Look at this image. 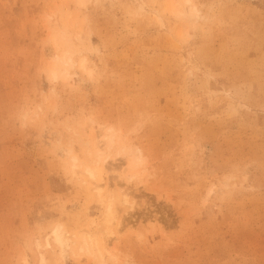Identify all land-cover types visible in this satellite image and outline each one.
I'll list each match as a JSON object with an SVG mask.
<instances>
[{"label": "rangeland", "instance_id": "rangeland-1", "mask_svg": "<svg viewBox=\"0 0 264 264\" xmlns=\"http://www.w3.org/2000/svg\"><path fill=\"white\" fill-rule=\"evenodd\" d=\"M0 264H264V0H0Z\"/></svg>", "mask_w": 264, "mask_h": 264}, {"label": "bare ground", "instance_id": "bare-ground-1", "mask_svg": "<svg viewBox=\"0 0 264 264\" xmlns=\"http://www.w3.org/2000/svg\"><path fill=\"white\" fill-rule=\"evenodd\" d=\"M67 41L68 40L66 39L65 42H64L66 44L65 46H67V43H68ZM62 63L67 65V61H65V60L62 61ZM54 70L51 69V74H52L53 77L55 75V73H54L55 71ZM99 142H101V145H99L97 147L98 141L96 140V137L93 138V145H92L93 146L92 147L93 150L92 149H87V155H89V159L88 160L86 159L87 160L86 163L84 161L83 162L81 161V162L77 163V161L75 159H73V162L71 161L72 162L71 163L72 167H78L79 165H82L83 166L82 171L84 170L85 174H87V176L90 177V178L94 177L95 168L100 163L102 164V168L105 169V171L106 170L109 171V169H107L104 166V164L106 163V159H105V157H102V156H103V149L106 148L107 145L110 146V144L112 143V139L111 138L108 139V137L106 135H102V137L99 140ZM90 153H93V154L90 155ZM74 161H76V162H74ZM141 161H142V157L139 156L138 154H134L133 166H130L129 168H127L125 170V173H124L125 179L128 182H130L133 179V177H134V175L132 173L134 167L138 166V164L141 163ZM95 174H96V172H95ZM93 179H95V178H93ZM94 189H96V191H97L96 193H99V190H100L99 185H96ZM123 195H124L123 196V201L126 204H129V201L127 200V196H128L127 190L123 191ZM98 199L101 200V197L99 196ZM98 219H99L98 222L95 224L96 229L99 230L104 236L105 235H110V226H111V222H112L113 217H112V212H111V209H110V200L109 199L106 200V205H105L104 209L102 210V212H101V214H100ZM85 231H86V229H85ZM65 235H66L65 231L53 229V230H51V232L49 234H47L44 237L43 244L44 245H48L50 240H51L53 243L56 244V246L58 247L59 255H61V253H62L61 246H62V243H63L65 237H66ZM95 235H96L95 233H90V231L81 233V236H80V240L81 241L80 242H81L82 245L85 246V249H87V252H88V246H89L88 242L94 240L95 237H96ZM81 244L79 245V247L77 249L78 251H81L82 248H83L81 246ZM40 260H42V259H40Z\"/></svg>", "mask_w": 264, "mask_h": 264}]
</instances>
